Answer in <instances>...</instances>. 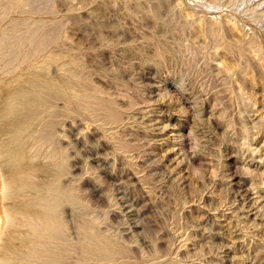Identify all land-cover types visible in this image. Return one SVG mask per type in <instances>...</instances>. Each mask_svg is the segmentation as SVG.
<instances>
[{
  "label": "rangeland",
  "instance_id": "1",
  "mask_svg": "<svg viewBox=\"0 0 264 264\" xmlns=\"http://www.w3.org/2000/svg\"><path fill=\"white\" fill-rule=\"evenodd\" d=\"M211 18L228 56L247 68L244 45L264 40V0H44L19 15L17 35L49 37L45 52L56 59L45 73L82 90L69 102L43 94L50 108L35 105L41 117L34 107V135L58 158L36 175L49 190L42 202H60H51L53 229L37 232L41 252L30 264H264V123L243 101L258 104L212 67ZM91 95L115 107V123ZM84 225L126 252L84 256Z\"/></svg>",
  "mask_w": 264,
  "mask_h": 264
},
{
  "label": "bare ground",
  "instance_id": "2",
  "mask_svg": "<svg viewBox=\"0 0 264 264\" xmlns=\"http://www.w3.org/2000/svg\"><path fill=\"white\" fill-rule=\"evenodd\" d=\"M35 1L39 2L44 0H0V196H1L0 264H30L31 263L30 259L31 258L33 259V257L35 256L34 254L36 252L38 253L39 251L37 248H41V245L34 244V241H36L37 239L36 237L37 232L40 230L43 232L46 230L45 232H47V230L49 231L50 229H53L52 222L55 219L52 220L50 218L51 215L49 216V214L52 213L51 209L54 212L53 208L56 207L57 205L56 203L60 201L57 200V202H55L56 201L55 199L58 198H54V200L52 199L53 201L50 200L51 202H54L56 204L54 207H53L54 203L53 205H51L52 203L50 202L49 204L51 206H49V204L47 203L48 201L46 199H44V202L45 200L47 202L45 203L42 202L43 201L42 199L43 195L41 196L42 192L44 191V196H43L44 198L45 192H48L49 190L47 191L46 189H43L44 188V186L42 187V185H44L42 184L43 180L41 182L40 180L37 181L36 175L39 172L41 173V170L46 165H48L45 167L46 169L51 167L55 157L57 158V156L53 154L54 152L53 149L50 150L49 148L50 143L47 144L46 147V142L43 140L42 137L39 136V134H38L39 137L37 138L35 137L34 132L35 131L37 132V130L39 129L38 119H40L35 116L37 115L36 113H38L37 110L38 108L42 110L45 109L44 114H46L47 108H50L49 106H47L48 103L47 98H45L43 94H46L49 97L52 96L57 99L59 98V100L68 99V101L67 100L64 101L69 102L70 101L69 99H71V97L74 95V91L77 89L81 90V87L76 88V86L74 85V83L71 82V80L67 81L68 78L67 79L63 78L64 79L63 80L59 78L54 79L55 78L54 77L52 79L50 75L48 76V74L45 73L44 66L46 65V63H48L49 61L50 62L54 61L56 59L51 55H49V52L48 53L45 52V48L47 47L46 45L48 43V42L46 43V41L49 40L48 36L38 33H34L29 36L16 34L17 27L24 24V22L19 21L18 19L19 15L23 14L26 7L31 3H34ZM211 20L213 19L211 18ZM227 21L222 22V27L224 28L227 36L231 38L234 42L241 44V42L244 41V38H242L243 35L241 36V34L237 31L233 22L230 23ZM218 23L219 22H217V24ZM209 26L211 27L210 29L215 31L216 39L219 43V47L212 48L210 52L212 67L218 70H224L226 73H229V76L232 77V79L230 78L231 84L233 88L237 91V93L241 97L245 98V100H249V101L251 100L258 104V108H256V106H254L253 103H252L253 106L252 107L250 102L243 101L245 107L249 110V112H251L253 121L255 123L263 125L264 123V68H263L264 58L262 60L260 58V55L262 54L261 57L264 56L263 55L264 40H257V41L255 40V42L254 40H252L253 42L251 43L249 40L246 39L247 41H249L248 42L249 44L246 43L247 45L245 44L246 46L244 45L243 49L246 52L248 66L247 68L246 67L239 68L234 63L235 61H232V58L228 56L229 46H227V43L224 39V35L216 32L217 26L215 25L214 20L213 22H211V25H207V27ZM219 26L220 25L218 24V27ZM192 29L196 37L200 38V40L201 39L204 40L202 38V29H203L202 23H197V24L194 23V27ZM257 35L258 33L256 34V36ZM261 35L263 36V34ZM44 45L46 46L45 48ZM218 59L222 60V64L215 62ZM251 71H253L254 73H252ZM66 75L68 76L69 73L65 74V76ZM62 76L59 74V77L62 78ZM74 79L72 80L74 81ZM76 81L77 80L75 79V82ZM68 82H71L73 85H71ZM77 83L78 82H76V84ZM77 86L79 85L77 84ZM74 87L75 90L73 89ZM247 87L251 91V93L248 95H246L244 91V89ZM87 90L89 91L92 89L88 88L86 89V91ZM257 91L260 92V95L256 93ZM89 93L90 92H88V94ZM91 96H92L91 98L93 99L91 102L92 103L95 102L94 104H96L99 108L96 109L97 112L98 110L102 109V111H104L106 114L105 116L108 119L107 121H109L110 119L113 123H115L116 120L118 119L117 118L118 114H116L117 112L115 113L116 111L115 107L111 103H109L108 100L106 101L104 99H100L99 96L97 95H91ZM81 98L79 99L81 100ZM82 99L84 101V97ZM80 102L82 107L84 106L83 104L90 103L87 101L83 103L82 100ZM97 106L94 107L96 108ZM34 107L37 110L36 113H34L35 110ZM87 109H89V106L87 107ZM92 109L93 108H91L89 112L90 111L96 112V110L92 111ZM79 110L80 112H82L80 113V115L83 114V111L85 113V110L82 111L81 109ZM44 114L42 113L41 115L43 116ZM96 116H100V114ZM107 121L103 125L109 124L110 121L109 122ZM262 130L264 133L263 127ZM75 134L78 137L83 136L82 132L78 130L76 131ZM185 141L183 142L186 144ZM32 145L37 147L35 148L36 151L34 150L33 152H31V150L34 148V147L32 148ZM57 159H55V161ZM55 163L56 162H54V164ZM46 169H43L44 172ZM44 172L42 171V173ZM40 173H39V177H43L44 175L41 173L42 176H40ZM38 182L41 183L42 185L38 184ZM28 193L31 194L29 195ZM49 197L52 198L51 196ZM43 203L47 205L45 206ZM47 206L48 208L51 207V209L49 208L50 209L49 213ZM4 221L7 222L6 226H4L3 224ZM23 224H25V226L22 228ZM85 226L86 225H84L83 228L87 227V229H83L84 232L82 231V228L78 229L81 230V234L83 232L82 242L84 244L83 243L82 244L84 247L81 245L83 247L81 249L82 250L84 249L83 251L84 252L83 254H85L84 256H86L87 254L88 256L96 255V256H100L99 258L104 257L105 259L106 257L108 258L107 260H110L111 257H114L116 255L120 256L122 253L124 254L126 252L125 250H124L125 252H122L123 247L121 249L119 248L120 246L116 247L108 243L106 240L105 241L101 240L104 236H102L101 239H98L97 235L96 236L93 235L94 233L93 231H91L92 229L89 226L86 227ZM88 227L91 230H88ZM59 233L61 232H57V234L55 232L56 237L58 238L60 236V235L57 236ZM55 234L53 235L54 237ZM105 237L103 239H107ZM60 239L61 238H59V240ZM35 258L36 256L34 257V259ZM34 261L35 260H33L32 262Z\"/></svg>",
  "mask_w": 264,
  "mask_h": 264
}]
</instances>
